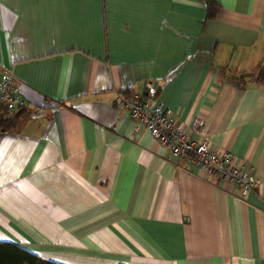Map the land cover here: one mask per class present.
<instances>
[{
	"label": "crops",
	"instance_id": "1",
	"mask_svg": "<svg viewBox=\"0 0 264 264\" xmlns=\"http://www.w3.org/2000/svg\"><path fill=\"white\" fill-rule=\"evenodd\" d=\"M0 0V242L57 264H264V0ZM157 98L253 166L248 199L176 158L116 104ZM15 112V111H14Z\"/></svg>",
	"mask_w": 264,
	"mask_h": 264
},
{
	"label": "built area",
	"instance_id": "2",
	"mask_svg": "<svg viewBox=\"0 0 264 264\" xmlns=\"http://www.w3.org/2000/svg\"><path fill=\"white\" fill-rule=\"evenodd\" d=\"M116 104L135 122L145 127L151 136L166 148L172 156L185 160L208 180L220 178L226 184V191L243 200L259 189L261 181L253 166L245 167L236 161L231 152L212 148L207 139H194L201 123L194 119L187 127L175 125L174 118L164 109L157 98L156 87H151L145 95L129 97L118 93ZM26 106L21 89L10 70H5L0 79V111H17Z\"/></svg>",
	"mask_w": 264,
	"mask_h": 264
},
{
	"label": "trees",
	"instance_id": "3",
	"mask_svg": "<svg viewBox=\"0 0 264 264\" xmlns=\"http://www.w3.org/2000/svg\"><path fill=\"white\" fill-rule=\"evenodd\" d=\"M206 20H213L220 11V4L216 0H205ZM254 81L264 84V65L254 71ZM22 112L8 110L0 111V129L11 131L20 122ZM0 264H57L43 260L39 256L17 246L14 243L0 242Z\"/></svg>",
	"mask_w": 264,
	"mask_h": 264
}]
</instances>
